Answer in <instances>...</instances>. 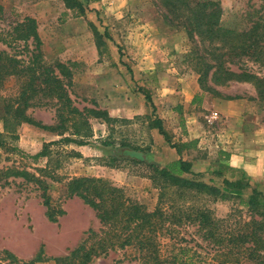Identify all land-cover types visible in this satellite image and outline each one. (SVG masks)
Segmentation results:
<instances>
[{"label":"rangeland","instance_id":"374dc122","mask_svg":"<svg viewBox=\"0 0 264 264\" xmlns=\"http://www.w3.org/2000/svg\"><path fill=\"white\" fill-rule=\"evenodd\" d=\"M197 1L220 5V27L224 30H247L252 20L264 18V0ZM80 2L83 11L68 9L63 0H0V5L18 18L35 20L42 61L61 63L69 68L72 74L69 96L75 107L90 109L95 102L116 119L110 127L90 119L92 138L85 146L53 145L46 158L39 157L43 144L59 138L21 123L11 112H6L18 83L15 78L4 82L0 89V172L25 171L41 179L46 188L42 190L32 181L13 174L0 179V264H83L84 255L77 250L83 244L86 249L92 246L95 239L91 233L98 232L100 225L88 206L79 198L67 195V183L73 178L106 180L122 188L127 197L142 204L147 211L156 208L160 192L143 177L146 171L129 164L111 163L116 146L104 147L101 143L108 136L116 145L125 140L149 147L148 157L153 162L152 157L160 162L168 160L173 149L164 140L161 146L153 142L150 124L159 115L173 112V119H166L172 129L166 132L171 144H180L182 107L177 102L194 88L209 104L197 109L201 126H204L200 133L203 138L211 137L216 129L204 121L214 99L246 100L264 114V100L260 99L252 80L227 78L217 69L218 62L213 58L220 53L215 49L218 42L210 45L205 38L196 35L189 38L177 21H169L171 17L159 0ZM7 29L0 24V38ZM96 32L101 36L99 42ZM17 45L10 49L0 41V51L10 54L23 51V44ZM202 57L214 68L203 79L204 88L199 85L200 72L204 70L201 64L205 61ZM231 60L224 65L231 72L240 73L239 68H244L264 78V67L254 59L245 56ZM139 92L150 95L153 108ZM26 114L45 126L55 122L51 107H32ZM204 146L185 154L186 159L194 157L195 162L208 158L216 167V163L223 160V152L203 149ZM224 174L231 183L232 179L240 178L243 192L239 197L227 195L216 200L200 197L193 202L187 200L186 206L195 204L208 208L215 220L224 222L220 224L221 233L236 234L244 230V224L251 217L259 220L257 215L249 213L244 203L251 189L264 195V183H253L241 172ZM211 175L212 185L226 190L221 179L214 172ZM168 197L162 205L167 213L170 212L169 199L173 196ZM44 199L48 200V212L43 206ZM154 243L140 252L133 247L109 250L106 255L97 252L91 254L85 264H264L256 257L248 258L245 248L249 245L236 248L226 241L220 246L213 245L202 239L197 225L186 221L157 226Z\"/></svg>","mask_w":264,"mask_h":264},{"label":"trees","instance_id":"16d2710c","mask_svg":"<svg viewBox=\"0 0 264 264\" xmlns=\"http://www.w3.org/2000/svg\"><path fill=\"white\" fill-rule=\"evenodd\" d=\"M68 9L78 8L83 11L81 0H63ZM87 2V0H83ZM166 10L171 22L177 21L178 25L186 30L189 38L199 36L207 42L216 45L220 53L213 60L218 62L217 69L223 75L249 79L255 83L256 91L260 99L264 100V78L246 72V69L239 68L240 73H233L226 68L225 62L229 59L247 58L254 59L264 67V18L258 17L250 20L251 26L247 30L236 32L224 30L220 27L222 10L220 5L212 1L197 0H159ZM168 20V17H166ZM0 24L8 29L3 32L0 41L8 48L13 49L17 44H23V51L12 54L0 51V89L9 78L17 80L16 95L6 112H11L13 117L21 123L36 126L44 131L54 134L59 139L45 143L38 154L39 157H47L49 147L61 144H73L78 147L85 146L92 131L90 119L98 120L108 127L116 122L106 110H102L93 102V108H76L69 96V88L72 86V74L69 68L61 63L46 64L42 61L41 40L37 31L35 20L31 18H18L12 11L4 9L0 5ZM96 41L101 36L95 33ZM18 47V45H17ZM204 60L205 58L202 57ZM224 58V60H223ZM231 60V61H233ZM204 70L200 72L199 85L204 88L203 79L214 69L205 60L202 64ZM144 96L145 101L153 108L151 97L147 93L139 92ZM32 107H51L54 110L55 122L53 125L45 126L33 121L26 111ZM150 129H156L158 134L173 149L177 160L163 166L149 159V147L138 146L120 140L116 145L111 141L110 136L101 143L104 147L114 146L116 148L111 163L129 164L136 168H143V174L160 192L158 203L153 211H147L145 207L127 197L122 188H118L106 180L93 177L73 178L67 183V195L79 198L84 205L88 206L98 220L100 228L98 232H92L91 236L95 242L86 249V244L79 247L84 255L83 264L90 260V255L101 253L106 255L109 250L125 249L133 247L140 252L145 248L154 245V233L157 226L169 224H181L183 221L197 225L201 237L210 241L213 245L220 246L223 242H229L236 248L246 246L245 250L250 259H261L264 263V195L255 189H251L247 195V206L250 214H255L259 220H253L244 224V230L233 234L221 233V225L224 222L215 220L211 211L206 207L187 204L200 197H208L216 200L225 198L227 195L239 197L241 192L240 179H230L225 176L226 171L236 172L225 165H220L214 172L215 176L221 179L226 190L212 185L211 179L208 184L198 180L197 175L190 171L192 160L183 158V152L195 150L196 142H181L171 144L168 133L164 130L162 122L154 118ZM1 138V135H0ZM2 142L0 141V147ZM13 174L26 178L45 190V183L38 177L25 171L0 172V179L3 176ZM188 176L193 178H188ZM226 186V187H225ZM247 188H249L246 185ZM230 188V190H228ZM169 199L171 201L168 209L163 210L162 205ZM191 203V202H189ZM241 203V202H240ZM43 206L49 211L48 200L44 199ZM153 248V247H152Z\"/></svg>","mask_w":264,"mask_h":264},{"label":"crops","instance_id":"0c3cea01","mask_svg":"<svg viewBox=\"0 0 264 264\" xmlns=\"http://www.w3.org/2000/svg\"><path fill=\"white\" fill-rule=\"evenodd\" d=\"M206 100L205 96L198 93L197 88L185 98L180 97L178 100V105L182 107L179 115L182 122L179 127L182 129L181 142L195 141L198 148L205 145L203 149L222 151L223 160L218 161L216 167H213L214 162L211 159H199L192 162L190 171L197 175L198 180L205 183L213 179L212 172L217 171L220 165H225L236 170V173H245L253 183H264V114L255 110L256 105L246 100L214 99L209 107L211 111L219 114L220 122L213 126L216 129L211 137L203 138L200 133L204 126H201L197 109L209 105ZM173 116V112H168L157 117L161 121L165 119L162 126L167 132L172 127L169 125L170 121L166 119L168 117L173 119ZM150 135L153 142L161 146L164 139L158 131L152 129ZM205 139L207 140L203 144L202 141ZM185 154L186 152H183L184 159ZM152 158L155 163L163 166L179 157L174 150L173 152L170 150L169 159L164 162H160L156 157Z\"/></svg>","mask_w":264,"mask_h":264},{"label":"built area","instance_id":"2783aa9c","mask_svg":"<svg viewBox=\"0 0 264 264\" xmlns=\"http://www.w3.org/2000/svg\"><path fill=\"white\" fill-rule=\"evenodd\" d=\"M204 121L207 126L213 127L220 121V116L217 112L211 111L204 116Z\"/></svg>","mask_w":264,"mask_h":264}]
</instances>
